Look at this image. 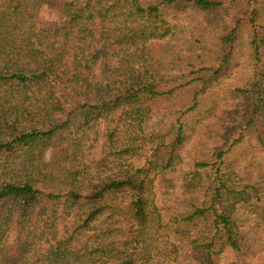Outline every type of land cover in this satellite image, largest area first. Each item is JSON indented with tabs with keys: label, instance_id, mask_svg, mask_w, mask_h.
Instances as JSON below:
<instances>
[{
	"label": "trees",
	"instance_id": "obj_1",
	"mask_svg": "<svg viewBox=\"0 0 264 264\" xmlns=\"http://www.w3.org/2000/svg\"><path fill=\"white\" fill-rule=\"evenodd\" d=\"M226 9L222 0H0V264H171L177 247L159 237L155 184L199 195L207 183L210 206L193 198L172 228L200 225L188 243L197 264L247 255L236 206L263 201L264 173L235 187L228 162L247 137L264 138L263 10L253 0L229 8L212 50L185 47L170 22ZM243 39L249 72L229 90L235 109L217 117H227L220 140L175 186L186 119Z\"/></svg>",
	"mask_w": 264,
	"mask_h": 264
},
{
	"label": "rangeland",
	"instance_id": "obj_2",
	"mask_svg": "<svg viewBox=\"0 0 264 264\" xmlns=\"http://www.w3.org/2000/svg\"><path fill=\"white\" fill-rule=\"evenodd\" d=\"M253 1L262 8L264 14V0ZM222 2L225 8H228L223 12L211 15L190 13L170 20L171 25L176 28V37L185 47L195 44L197 50L203 46L213 49L217 34L225 28L227 22L231 20L230 16L234 14L229 8L242 4L244 0H222ZM177 44L181 45V43ZM248 72L247 50L245 39H243L220 83L208 93L201 108L186 119L188 137L182 146L183 161L171 177L175 186L179 185L180 176L190 169L193 161L207 155L210 146L220 140L219 134L227 117L224 120H217V117L222 116L226 110L235 109L234 103L229 98V90L241 85L247 79ZM228 163L231 165L235 187L257 179L264 173V138L263 142H259L254 136L247 137L245 143L229 156ZM206 189L207 183L201 188L199 195H186L179 187L163 191L158 184L151 189V202L163 218L159 237H167L170 244H175L177 247V252L168 256L171 257V264H197L188 243L199 234L200 225L184 228L188 236L181 234L182 232L175 234L172 228L177 224V216L185 210L187 202L193 198L200 201L202 195V200L206 202L205 207L210 206ZM230 189L236 191L234 200L242 197L241 194H237L242 189L238 190L234 187ZM236 210H238L236 224L244 233L247 255L240 257L239 260L237 254L226 251L219 254V264H264V199L260 203H253L252 206L238 205ZM164 240L162 242H165ZM166 247L170 248V246ZM166 253L168 252H164V255Z\"/></svg>",
	"mask_w": 264,
	"mask_h": 264
}]
</instances>
